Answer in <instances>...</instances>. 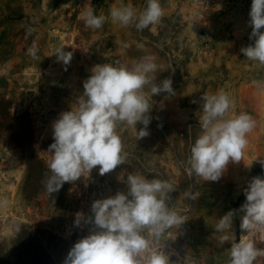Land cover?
I'll use <instances>...</instances> for the list:
<instances>
[{
	"label": "rangeland",
	"instance_id": "rangeland-1",
	"mask_svg": "<svg viewBox=\"0 0 264 264\" xmlns=\"http://www.w3.org/2000/svg\"><path fill=\"white\" fill-rule=\"evenodd\" d=\"M121 3H132L137 11L146 6V0H0V100L8 102L11 114L24 110L31 114L33 146L47 163L51 124L60 112L75 106L94 65L114 60L131 65L152 55L159 66V77L168 63L161 50L177 62L186 60L190 76H184L183 83H173L175 94L153 97L160 115L170 124L171 134L157 126L149 127L150 135L137 141L134 129L120 126L118 133L127 153L125 164L105 176L94 169L87 187L83 178L74 189L68 185L80 199L78 211L87 212L93 199L123 188L128 172L171 180L177 187L173 193L177 210L187 222L182 233L171 229L161 246L174 250L173 264H227L226 248L230 245L219 244L213 231L217 217L238 209L245 200L242 190L247 180L264 175V169L254 163L264 159V66L247 60L240 52L241 47L252 43L247 24L251 0H160L163 17L143 31L112 23L110 18L99 30L85 27L81 19L85 8L93 7L97 15L108 16L109 9ZM33 44L38 59L28 54ZM57 47L73 53L69 65L50 56ZM254 80L261 82L260 86L254 85ZM220 90L230 94L233 114L248 113L256 126L248 134L241 162L229 164L219 182L195 184L186 174L184 163L201 132L199 98ZM2 134L0 200H7L8 205L0 207V241L13 238L22 226L47 229L65 239L63 234L72 220H60L47 191L35 200L23 197L26 165L17 148ZM190 187L200 192L199 199H184L183 192ZM235 228L239 239L238 218ZM82 234L86 233L77 232V238ZM65 240L69 247L75 241L72 234ZM255 240L257 247L264 248L258 236ZM255 264H264V256Z\"/></svg>",
	"mask_w": 264,
	"mask_h": 264
},
{
	"label": "clouds",
	"instance_id": "clouds-1",
	"mask_svg": "<svg viewBox=\"0 0 264 264\" xmlns=\"http://www.w3.org/2000/svg\"><path fill=\"white\" fill-rule=\"evenodd\" d=\"M163 15L160 0H146L141 11L132 3H121L113 5L108 16L97 15L93 7H87L81 19L86 28L94 30L101 29L110 18L112 23L143 31L158 24ZM248 16L252 43L241 47L240 52L247 60L264 66V0H251ZM37 53L35 44L28 48L33 59H38ZM52 55L65 66L73 57L64 47L55 48ZM158 70L152 55L131 65L114 60L90 69L75 106L60 112L51 124L53 142L47 148L48 173L42 181L49 195L58 194L65 184L74 189L82 178L87 187L94 169L105 176L125 164L127 153L118 128L134 129L137 141L148 137L153 97L175 94L171 78L158 81ZM252 83L261 84L255 80ZM199 103L201 132L190 147L184 170L195 184L219 182L229 164L242 161L248 134L256 124L246 112L233 114L232 98L224 90L201 94ZM254 163L264 169V159ZM122 184L124 187L114 194L93 199L87 212L74 213L64 238L70 237L73 230L86 234L71 244L60 264H173L174 250L162 247L160 242L171 229L182 233L187 222L173 197L176 185L168 179L133 172L126 174ZM242 192L245 200L241 206L217 217L213 229L221 246L230 245L226 248L227 264H255L258 257L264 256V248L257 247L255 240L258 236L264 242V175L248 179ZM199 196L193 187L183 192L187 201ZM7 205V200H0V207Z\"/></svg>",
	"mask_w": 264,
	"mask_h": 264
},
{
	"label": "trees",
	"instance_id": "trees-1",
	"mask_svg": "<svg viewBox=\"0 0 264 264\" xmlns=\"http://www.w3.org/2000/svg\"><path fill=\"white\" fill-rule=\"evenodd\" d=\"M160 53L161 56L168 59V63L165 71L158 77V81L171 78L173 83L175 81L183 83V77L190 76L185 69L188 62L173 60L166 50H161ZM160 114L158 103H155L152 112L153 120L149 127L157 126L163 132L171 134L169 122L165 116ZM0 133H3V137L17 148L26 165V176L22 184L23 197L28 200L37 199L40 194L46 191L42 181L48 173V168L44 158L37 153L33 146L34 130L31 114L28 110L11 114L8 102L0 100ZM192 135L193 132L190 133V138L193 139L191 141H194ZM191 141L190 143H193ZM51 143L52 140L46 142V149ZM49 198L55 206L60 220L65 218L73 220L74 213L79 209L80 199L70 191L68 184H65L58 194L49 195ZM76 238L77 232L73 230L72 241ZM68 248L67 240L47 229L22 226L13 238L0 241V264H60Z\"/></svg>",
	"mask_w": 264,
	"mask_h": 264
}]
</instances>
